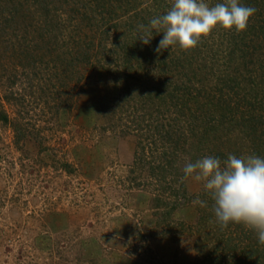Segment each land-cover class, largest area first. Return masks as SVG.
I'll return each instance as SVG.
<instances>
[{
    "label": "trees",
    "instance_id": "obj_1",
    "mask_svg": "<svg viewBox=\"0 0 264 264\" xmlns=\"http://www.w3.org/2000/svg\"><path fill=\"white\" fill-rule=\"evenodd\" d=\"M8 47L46 100L63 96L53 115L71 107L85 70L117 84L102 120L135 133L131 179L146 171L161 237L193 235V264H264V0H0V55ZM5 103L23 109L24 96L11 88L0 98L14 144L32 137L47 150ZM197 173L204 184L188 224L173 213L190 201L185 180Z\"/></svg>",
    "mask_w": 264,
    "mask_h": 264
},
{
    "label": "rangeland",
    "instance_id": "obj_2",
    "mask_svg": "<svg viewBox=\"0 0 264 264\" xmlns=\"http://www.w3.org/2000/svg\"><path fill=\"white\" fill-rule=\"evenodd\" d=\"M37 66L32 72L38 77ZM12 72L17 78L11 88L23 94L25 107L5 103V108L11 117L23 111L47 150H39L32 137L19 149L11 129L0 126V264L197 263L193 235H178L175 242L156 232L146 171L141 175L135 167L131 179L135 133L124 134L120 123L114 129L104 125L100 105L118 94L110 76L101 68L85 70L73 84L71 107L53 115L61 93L46 100L48 92L37 78L30 82L22 74L9 47L0 55V98L11 89ZM185 183L190 201L173 217L190 224L203 175L191 174Z\"/></svg>",
    "mask_w": 264,
    "mask_h": 264
}]
</instances>
